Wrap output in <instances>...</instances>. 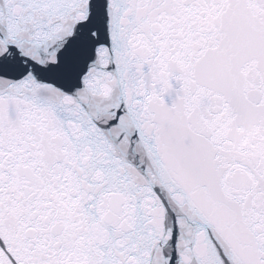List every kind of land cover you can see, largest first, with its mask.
<instances>
[{
	"label": "snow or ice",
	"instance_id": "obj_1",
	"mask_svg": "<svg viewBox=\"0 0 264 264\" xmlns=\"http://www.w3.org/2000/svg\"><path fill=\"white\" fill-rule=\"evenodd\" d=\"M0 264H264V0H0Z\"/></svg>",
	"mask_w": 264,
	"mask_h": 264
}]
</instances>
